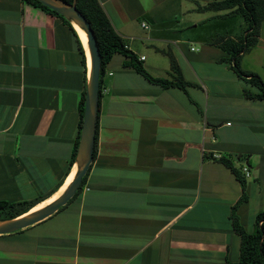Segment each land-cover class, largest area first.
<instances>
[{"label": "crops", "instance_id": "obj_1", "mask_svg": "<svg viewBox=\"0 0 264 264\" xmlns=\"http://www.w3.org/2000/svg\"><path fill=\"white\" fill-rule=\"evenodd\" d=\"M99 1L147 72L184 86L155 83L114 54L83 188L46 220L0 235V264L238 262L231 215L243 189L222 159L250 168L236 214L253 232L264 211V100L245 96L258 88L214 41L243 35L244 19L242 29L213 0ZM74 27L86 66L62 19L28 0H0V200L45 207L78 163L81 153L69 169L92 70Z\"/></svg>", "mask_w": 264, "mask_h": 264}, {"label": "trees", "instance_id": "obj_2", "mask_svg": "<svg viewBox=\"0 0 264 264\" xmlns=\"http://www.w3.org/2000/svg\"><path fill=\"white\" fill-rule=\"evenodd\" d=\"M28 1L46 10L48 13L59 17L63 20L64 23L70 26L75 35L78 37L79 47L83 54V63L86 66L85 50L82 41L71 21L68 20L66 17L62 16L59 12L46 6L40 0ZM62 1L71 5H73L75 2V0ZM76 7L80 12H82L86 16V18L91 23L93 33L98 42V46L101 53V85L106 64L110 61L114 54L121 53L129 58V61H126L125 65L134 68L136 71L140 72L151 81L166 87L173 85L184 86L183 80L174 82L167 79L154 78L146 71L138 57L126 47L125 41L114 29L108 15L106 14V11L104 10L99 0H76ZM209 7L214 10H226L227 13L222 15V17L234 15H241L243 17L246 25L245 32L243 35L237 36L235 38H227L224 36H220L215 39L214 44L221 48L223 51L230 54V57L223 58L222 61L231 63L232 69L237 73V75L241 79L259 88L258 93H253L246 89L245 96L247 98L264 100V80L258 74L244 70L241 67V59L243 55L249 52L251 48L256 46L260 33V27L261 24L264 22V0H213L209 4ZM173 66L175 67L176 65L173 64ZM187 84L188 83L186 82V85ZM86 95L87 90L84 92L82 101L80 103V131L74 145L72 157L69 161V169H71L74 165L80 147L81 130L85 113ZM98 131L99 130L97 125L95 135V148L93 152L94 158L97 154ZM222 162L235 173L236 177L241 182L243 189V194L240 197L239 201L232 207L231 215L234 228L236 232L241 236L240 260L238 262L230 264H264V211L260 212L257 215L254 231L248 232L240 223L239 217L236 214V210L239 205L248 200V195L246 192V178L248 177H245L242 171L236 169L229 159L224 158L222 159ZM85 180L86 176L83 178L82 185L73 198H75L81 191L84 186ZM72 199L70 201H72ZM43 201L44 200L42 199H35L31 201L22 202H10L6 200H0V221L13 219L20 215L27 214L31 209L40 205V203H42ZM63 208L64 207H62L60 210H62ZM20 231L23 230H19L17 232Z\"/></svg>", "mask_w": 264, "mask_h": 264}, {"label": "water", "instance_id": "obj_3", "mask_svg": "<svg viewBox=\"0 0 264 264\" xmlns=\"http://www.w3.org/2000/svg\"><path fill=\"white\" fill-rule=\"evenodd\" d=\"M46 6L59 12L62 16L66 17L68 20L70 18H75L80 23L85 25L86 31L88 33V43L92 53V71L90 74L89 83L87 86V95L85 101V113L83 126L81 130V141L78 150L79 156L80 149L82 146H86L89 149V157L85 162L82 170L78 173L76 178L72 181L68 191L56 200L54 203L46 206L37 213L30 216L22 217V215L9 219L0 221V235H7L19 230H24L28 227L36 225L47 218L56 214L62 207L67 205L69 201L76 195L78 190L82 185L83 178L88 173L91 164L94 161V148H95V135L96 128L98 125V115L100 106V76H101V53L98 46V42L93 33L91 23L86 18V16L80 12L76 7V0L73 5L67 4L62 0H40ZM75 160V162H76ZM75 164V163H74Z\"/></svg>", "mask_w": 264, "mask_h": 264}, {"label": "rangeland", "instance_id": "obj_4", "mask_svg": "<svg viewBox=\"0 0 264 264\" xmlns=\"http://www.w3.org/2000/svg\"><path fill=\"white\" fill-rule=\"evenodd\" d=\"M236 18H238L239 25L243 29V26L241 25L243 23V17L241 15H238V17ZM236 18H232V19H236ZM192 46L194 48H197L198 44L193 43L191 44V47ZM241 67L244 70L258 74L264 80V22L261 24L260 33L258 36L256 46L251 48L249 52L243 55L241 59ZM248 88L251 90H255V88L257 87H253L252 85H250ZM256 90H259V88ZM43 203L44 202H42L41 206L39 205L40 207L37 208L38 209L37 212H39V210H42L44 208V206H42Z\"/></svg>", "mask_w": 264, "mask_h": 264}, {"label": "bare ground", "instance_id": "obj_5", "mask_svg": "<svg viewBox=\"0 0 264 264\" xmlns=\"http://www.w3.org/2000/svg\"><path fill=\"white\" fill-rule=\"evenodd\" d=\"M70 21L74 24V26H76V28H77L80 36L83 39V42H84V45H85V48H86V52H87V55H88V59H89V65H90V68L92 70V53H91V50H90V47H89V43H88V33L86 31L85 25L82 24V23H80L75 18H70ZM80 153H81L80 154V158L78 160V163H77V165H76V167H75L72 175L68 178V180L62 186V188L55 194L54 201L51 202L50 204L54 203L56 200H58L60 197H62L68 191V189H69L72 181L76 178V176L78 174V171L81 169V167H82V165L84 163V160L87 158V155L89 157V149L86 146H82L81 147V152ZM50 204H48V205H50ZM34 211H33L34 213H37L38 209H36ZM34 213H32V211H31L30 214L29 213L24 214V215H22V217L30 216V215H32Z\"/></svg>", "mask_w": 264, "mask_h": 264}, {"label": "built area", "instance_id": "obj_6", "mask_svg": "<svg viewBox=\"0 0 264 264\" xmlns=\"http://www.w3.org/2000/svg\"><path fill=\"white\" fill-rule=\"evenodd\" d=\"M242 173L245 177H249L250 176V168L248 167V165H245L242 169Z\"/></svg>", "mask_w": 264, "mask_h": 264}]
</instances>
